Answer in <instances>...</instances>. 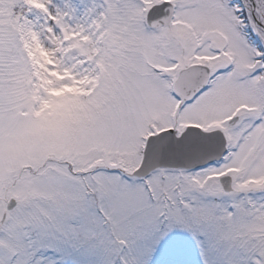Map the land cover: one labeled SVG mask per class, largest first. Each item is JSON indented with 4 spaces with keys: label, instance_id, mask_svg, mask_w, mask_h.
<instances>
[{
    "label": "snow or ice",
    "instance_id": "snow-or-ice-1",
    "mask_svg": "<svg viewBox=\"0 0 264 264\" xmlns=\"http://www.w3.org/2000/svg\"><path fill=\"white\" fill-rule=\"evenodd\" d=\"M0 264H264V0H0Z\"/></svg>",
    "mask_w": 264,
    "mask_h": 264
}]
</instances>
